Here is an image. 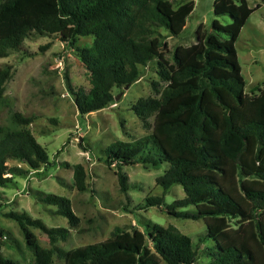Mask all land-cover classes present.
<instances>
[{
	"label": "trees",
	"instance_id": "trees-1",
	"mask_svg": "<svg viewBox=\"0 0 264 264\" xmlns=\"http://www.w3.org/2000/svg\"><path fill=\"white\" fill-rule=\"evenodd\" d=\"M237 1L214 0V14L228 15L230 22L213 19L212 31L199 24L197 41L175 46L168 59L167 42L159 29L178 36L194 0L177 4L173 0H0V58L18 51L31 35H58L89 74L88 91H73L68 84L79 115L109 105L114 89L135 82L140 66L155 63L164 83L152 82L155 96L131 108L145 126L148 116H154L152 132L133 142H111L103 161L117 168L122 192L129 187L123 166L165 163L156 184L163 190L180 185L184 194L170 203L159 196L146 197L143 207L164 204L168 215L203 219L206 230L198 242L213 241L204 252L209 261L200 263L188 235L147 220L137 239L115 226L103 241L67 250L58 247L63 264H160V259L167 264H264V87L245 91L235 48L242 27L259 5ZM81 36H91V44L77 45ZM10 78L11 68L0 66V104ZM32 120L19 112L10 115L13 125ZM9 160L26 167L9 166ZM48 164L45 148L28 129L0 125V188L14 184L15 175ZM85 174L83 165H73L78 191L86 190ZM33 195L56 206V213L70 225L78 223L67 197L39 190ZM4 215L18 223L35 264H51L52 257L30 226L44 232L51 244L68 238L67 228L46 226L26 212ZM4 239L0 227V264H21L2 255Z\"/></svg>",
	"mask_w": 264,
	"mask_h": 264
},
{
	"label": "rangeland",
	"instance_id": "rangeland-1",
	"mask_svg": "<svg viewBox=\"0 0 264 264\" xmlns=\"http://www.w3.org/2000/svg\"><path fill=\"white\" fill-rule=\"evenodd\" d=\"M180 1L183 0H173L174 4ZM213 1L194 0V8L178 36H169L164 29H159L167 42L168 59H171L175 46L197 41L199 24L212 31L213 19L222 24L230 22L228 15L214 14ZM246 1L249 7L259 6L242 27L235 48L245 91L251 92L256 91L257 85L264 87V0ZM221 37L227 36L221 34ZM91 42V36H81L77 45L86 46ZM0 66L11 68V78L5 83L4 100L0 104V125L28 129L45 148L49 161L46 168L15 175L14 184L0 188V227L5 230V244L1 251L4 257L21 264H35L18 223L4 215L8 211H18L42 220L46 226L68 229L66 241L51 244L39 228L29 227L39 244L51 252V264H63L57 253L58 247L67 250L103 241L115 226L134 233L137 239L142 236L147 220L165 227L173 226L188 235L199 253L198 262L209 261L204 252L213 241L198 242V236L206 230L203 219L168 215L163 210L164 204L143 207L146 197L159 196L163 203H170L183 196L180 185L163 190L156 184L155 178L164 172L165 163L154 167L140 163L123 166L122 172L129 187L122 192L117 168L103 161L104 149L111 142H133L152 132L154 116H148V125L145 126L131 108L137 101L155 96L152 82L159 86L164 83L156 74L154 62L140 66L139 78L128 87L114 89L109 105L85 115L78 114L68 84L73 91H88V71L58 35H31L18 51L0 58ZM14 112L31 116L33 120L27 125H13L10 115ZM77 163L85 169L84 191L74 187L73 165ZM7 164L26 167L16 160H9ZM35 190L67 197L78 223L70 225L66 217L56 213V206L38 201L33 195ZM160 264L167 263L160 259Z\"/></svg>",
	"mask_w": 264,
	"mask_h": 264
},
{
	"label": "water",
	"instance_id": "water-1",
	"mask_svg": "<svg viewBox=\"0 0 264 264\" xmlns=\"http://www.w3.org/2000/svg\"><path fill=\"white\" fill-rule=\"evenodd\" d=\"M125 87H128V85H125Z\"/></svg>",
	"mask_w": 264,
	"mask_h": 264
}]
</instances>
